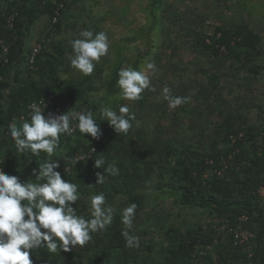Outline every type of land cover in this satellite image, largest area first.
Listing matches in <instances>:
<instances>
[{
	"label": "trees",
	"instance_id": "obj_1",
	"mask_svg": "<svg viewBox=\"0 0 264 264\" xmlns=\"http://www.w3.org/2000/svg\"><path fill=\"white\" fill-rule=\"evenodd\" d=\"M69 1L72 0H0V135L4 141L10 139L16 149L9 134L10 125L29 119L21 120L29 104L51 94L54 104L61 107L64 114L74 109L92 111L98 117V138L80 133L77 121L71 120L70 129H75L61 135L55 149L58 155L52 159L60 164L56 170L62 179L78 185L81 199L74 207L79 213L87 219V197L102 192L106 204L114 209L113 222L92 233L86 245L76 246L69 252L50 254L46 249L37 250L32 256L34 264H264V198L257 194L264 185V122L253 123L243 106L234 110L229 101L223 100L228 104L226 108L210 106L218 121L199 129L200 140L194 143H183L176 138L175 146L166 144L155 150L153 143L144 141L139 145L130 134L117 133L106 120L99 118L100 109L111 107L110 100L115 95L122 96L117 80L125 62L142 71L143 61L154 56L153 50L164 41L167 31L163 14L168 0H147L143 8L148 26L142 27L133 41L145 40L149 49L130 61H126L122 53L117 54L104 85L107 96L96 101L85 92L87 87L80 84L91 81L89 75L77 89H67L66 82L57 81L66 54L63 43L45 45V40H40L42 49L33 63L30 62L32 49L23 48V36L43 17H49L55 29L61 31ZM237 2L247 7V0ZM185 28L187 38H191L192 52L217 60L231 58L238 69H245V83L263 76L262 36L248 24L217 25L212 35L202 29ZM4 45L8 48L6 54ZM102 74L104 69L98 68L96 76ZM221 74L226 73L212 72L207 86H202L197 93L202 91L208 101L212 93L220 95L228 85L227 80L232 82L231 76ZM232 76L231 92L236 87L243 88L244 79L237 78L236 73ZM135 117L134 121L138 118ZM128 137L131 144L127 142ZM90 147L96 148L93 157L73 165L75 154ZM6 151L0 142L3 170L9 175H18L21 182L35 180L33 169L38 170L39 164L48 159L43 153L40 157L29 153V158L10 159ZM98 158L105 160L99 169L94 167ZM110 166L115 168L114 175L105 171ZM97 173L105 176L104 184L96 183ZM151 191L158 200L173 198L180 207L208 212L210 228L198 226L181 230L175 224L166 225L165 221L149 224L148 228L138 219L147 207L146 193ZM131 204L137 207L130 234L139 237V247L129 248L121 235L125 226L120 217L122 209ZM243 216L247 217L246 221L241 220ZM239 227L250 234L246 245L235 243L233 231ZM159 230L165 237L163 241L145 240ZM220 230L227 235L226 240H222ZM217 239L219 242L215 241ZM212 249L219 253L216 257L211 255Z\"/></svg>",
	"mask_w": 264,
	"mask_h": 264
},
{
	"label": "rangeland",
	"instance_id": "obj_2",
	"mask_svg": "<svg viewBox=\"0 0 264 264\" xmlns=\"http://www.w3.org/2000/svg\"><path fill=\"white\" fill-rule=\"evenodd\" d=\"M68 3L62 18L61 31L55 29L49 17H43L23 36L25 42L23 48L25 51H31L42 39L45 40V45L63 43L66 54L57 81L66 82L67 89H77L83 84L87 87L83 89L91 96L90 99L100 100L107 96L104 85L116 63L117 54L122 53L125 60L130 61L149 49L145 40L139 38L133 41V37L139 35L140 29L142 27L146 29L148 26L143 8L147 0H72ZM163 18L167 34L163 42L156 39L163 44L158 43V49L153 50L154 56L147 57L141 67L144 70L149 62L156 65L155 72H147L150 88L135 101L125 100L118 95L110 100L114 110L118 111L121 105H126L130 109V114L134 112L138 117L132 122L133 126L126 135L130 134L139 145L144 144V141L153 143L155 150L166 144L175 146L176 138L182 139L183 143H194L200 140L197 135L199 129L219 119L210 106L214 104L226 108L228 104L225 102L228 101L234 110L243 106L246 109L245 114L253 123L264 122V74L261 78L252 79L251 83H245L247 81L245 69H238V65L231 58L217 60L204 53L192 52L189 45L191 38L188 39L185 32L187 29L185 27H190L202 29L212 35L217 25L246 23L262 36L261 52L264 63V0H247V7H242L237 0H168ZM83 30H91L94 34L103 31L109 41L108 54L96 62L93 73L89 75L91 81L88 83H80L86 75L72 68L70 63L71 41L79 38V33ZM129 38L131 42H128ZM165 43L167 46H162ZM23 65L26 68L27 59ZM127 67H130V64L125 62L123 68ZM98 68H103L104 74L96 76ZM220 71L226 73L221 75L231 76L232 82L234 73L237 78H243V88L236 87L231 92L232 82L227 80L228 85L226 84L227 87L220 95L212 93V98L209 101L205 100L202 91L197 93L198 89L207 86L208 77L212 72ZM165 87L171 90L172 95L188 97V102L170 108L163 98ZM0 142L7 148L6 154L10 159L30 157L29 153L22 154L14 149L10 139L4 141L0 135ZM127 142L131 144L129 137ZM146 196L147 207L138 221L144 222L148 228L160 221L161 223L165 221L166 225L175 224L181 230L198 226L210 228L208 224L211 222V216L208 212L180 207L173 198L158 200L152 191L147 192ZM153 210L157 212L154 213ZM220 231L222 240H226L227 235ZM146 239L150 242L152 240L159 242L165 237L159 230L154 231ZM215 241L219 242V239ZM212 254L216 257L219 253L212 249Z\"/></svg>",
	"mask_w": 264,
	"mask_h": 264
},
{
	"label": "clouds",
	"instance_id": "obj_3",
	"mask_svg": "<svg viewBox=\"0 0 264 264\" xmlns=\"http://www.w3.org/2000/svg\"><path fill=\"white\" fill-rule=\"evenodd\" d=\"M72 68L83 75H91L96 62L108 54L109 41L105 32L93 33L83 30L79 38L71 41ZM148 71L155 72L156 65L149 62L145 69L138 71L132 67L118 72L117 85L123 99L135 101L150 88ZM163 98L170 108L187 103L189 98L171 94L168 87L163 89ZM29 119L21 124L13 122L9 134L19 153H30L34 157L45 154L48 159L33 169L35 180L21 182L18 175L5 173L0 167V264H34L33 253L46 249L50 254L58 251L69 252L76 246H84L92 239V233L111 225L114 209L106 204L105 195L91 194L87 197L88 218L80 214L77 201L81 199L76 183L62 179L57 171L60 164L52 159L58 155L55 149L60 137L70 132V121H77L80 133L98 138L97 115L92 111L72 110L58 118H45L37 103L31 106ZM99 118L106 120L117 133L127 134L136 119L126 105L117 110L105 106L100 109ZM73 165L77 163L72 160ZM105 163L103 158L94 161L99 169ZM105 171L115 174L110 166ZM96 183H105V176L97 173ZM136 205L131 204L121 211V222L125 226L121 235L126 247H139V237L130 234Z\"/></svg>",
	"mask_w": 264,
	"mask_h": 264
},
{
	"label": "built area",
	"instance_id": "obj_4",
	"mask_svg": "<svg viewBox=\"0 0 264 264\" xmlns=\"http://www.w3.org/2000/svg\"><path fill=\"white\" fill-rule=\"evenodd\" d=\"M55 21L57 20L56 18L54 19ZM10 24L12 26V20L10 21ZM42 49V42H39L35 44L32 47V54L30 56V62L33 63L35 61L36 55L41 51ZM4 53L6 54L8 52V48L4 45L3 46ZM7 62V60H5ZM33 103H37V107L41 108L42 114L45 116V118H58L60 115L64 114V111L61 107L56 106L54 104V95H48L44 98H41L38 101H33L32 103L29 104L26 110V115L21 116V120H24L25 117H29L31 115V105ZM74 127L71 129V132L74 131ZM96 152L95 147H90L89 149H86L85 151L76 153L74 156V159L77 161V163L87 161L91 159ZM0 167H2V160H0ZM69 170V169H67ZM257 194L259 197L264 198V185H262L259 189ZM242 221H246L247 217L243 216L241 218ZM234 234V239L236 245H246L249 242L250 234L249 232L244 229L243 227H239L238 229L233 231ZM249 251L251 250L250 247L247 248ZM251 256V255H250Z\"/></svg>",
	"mask_w": 264,
	"mask_h": 264
}]
</instances>
